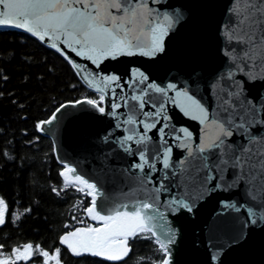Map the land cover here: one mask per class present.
I'll use <instances>...</instances> for the list:
<instances>
[{
	"label": "snow or ice",
	"instance_id": "1",
	"mask_svg": "<svg viewBox=\"0 0 264 264\" xmlns=\"http://www.w3.org/2000/svg\"><path fill=\"white\" fill-rule=\"evenodd\" d=\"M240 2L237 0V4ZM152 3L159 4L161 9L172 7L160 0H0V25L16 27L35 37L41 45L63 57L85 84L100 93L98 98L85 97L69 104H86L101 115L113 117L124 107L133 113L138 111L135 118L129 115L122 122L139 125L141 130L130 129L132 134L117 141L124 153L133 158L130 168L123 170L132 173L124 177L129 187L136 185L128 195L129 204L114 205L105 210L98 203L97 183L77 174V169L66 163L59 173L63 189H52L59 195L60 191L72 186L91 198L90 206L84 212L95 226L78 227L59 236L60 245L76 257L92 256L111 264H126V258L135 251V242L147 240L153 241L164 253L159 264H171L170 246L175 243L179 229L171 227L168 216L182 212L195 214L201 197L205 194L210 197L214 189L227 183L225 174L232 177V186L249 184L253 189L250 198L258 200L264 207V136L260 135L264 131V101H260L258 108L259 96L250 100L251 93L244 94L248 80L264 81V76L247 73L237 81L235 73L228 72L232 84L221 98L220 115L210 121L216 134L209 139L206 128L205 137L194 144L193 133L187 128H181V135L174 136L170 143L167 131L170 124L165 123L171 121L168 101L178 106L185 116L202 124L208 123V109L189 93L188 88L178 87L173 82L161 86L139 69L133 70L127 80L117 74L99 75L98 70L106 59L136 54L156 57L165 53V38L186 21V15L181 9L161 13L149 6ZM243 4L242 11L239 8L231 10L234 19L231 20L232 28L226 33L239 49L232 57L234 62L243 65L241 68L234 64L239 72L249 67V61L264 65V0H243ZM161 16L163 24L159 22ZM72 54L88 64L81 65ZM137 73L138 79L135 78ZM110 85L114 87L105 94ZM170 91L175 96H170ZM156 93L159 98L153 102ZM66 106L61 104L48 119L39 121L36 128L44 131V126L56 121L57 113ZM172 131L175 132V128ZM237 133L244 143L236 144L230 139ZM110 135L102 139L107 142ZM154 138L159 143H154ZM174 147L184 150L187 156L173 159ZM181 188L183 195L172 194ZM162 195L168 198L161 200ZM224 206L237 212L243 207L234 203ZM29 211L25 209L26 213ZM7 213L8 205L0 197V226H6ZM247 217V222L252 225L264 222V211L258 212L249 206ZM15 218L19 219V216ZM243 228L241 225V230L229 236V247L246 241ZM157 229L160 235H157ZM4 248L5 245L0 243V264H31L35 256L41 257L43 264H49V261L61 264L59 247L52 253L31 243L14 247L9 253ZM224 248L223 244L219 245L220 251L209 256V264H222Z\"/></svg>",
	"mask_w": 264,
	"mask_h": 264
},
{
	"label": "water",
	"instance_id": "2",
	"mask_svg": "<svg viewBox=\"0 0 264 264\" xmlns=\"http://www.w3.org/2000/svg\"><path fill=\"white\" fill-rule=\"evenodd\" d=\"M160 2L172 7L161 9L156 3L149 6L157 8L161 13L181 9L186 15V21L165 38V53L156 57L136 54L106 59L98 70L99 75L117 74L127 80L133 70L139 69L148 75L152 82L161 86L173 82L178 87L188 88L189 93L208 109V123L202 124L199 120L185 116L171 101L167 102L171 121L165 123L170 124V128L167 129L170 143L174 136L181 135V128H187L193 133L194 144H198L205 137L206 128L209 139L214 138L216 134L217 130L210 125V121L220 115L221 98L224 91L232 84L228 79V72L235 73L236 80L240 81L247 73L264 76V65L249 61V67L243 72L237 71L234 66L238 64L243 68L239 61L234 62L232 59L239 49L227 38L226 33L232 28L231 20L234 19L231 10L239 8L242 11L243 0L239 4L237 0H160ZM159 22L164 23L163 16L160 17ZM4 29L25 32L13 26L0 25V30ZM72 56L81 65L88 64L74 54ZM89 68L92 69L93 66L89 64ZM72 69L86 87L97 92L95 88L85 84L77 71L73 67ZM135 78H139L138 73ZM100 87H103V84ZM112 87L114 86L110 85L105 94ZM116 91L119 93L120 90L117 88ZM126 91L131 94L130 90ZM249 92L250 100L259 96L256 102V107L259 108L260 101H264V81L248 80L244 85V94L248 95ZM168 94L175 96L171 91ZM158 98L159 94H154L153 102ZM64 104L67 106L57 113V120L51 125L44 126V131L39 130L51 139L57 162L62 166L66 163L75 167L77 174L89 179L90 182L97 183L98 203L105 210L114 205L129 204L128 195L136 185L129 187L124 177L132 173L123 170L130 168L133 158L124 153L117 141L132 134L130 129L136 132L141 130L139 125L122 122L129 115L135 118L138 111L133 113L128 107H124L120 110V114L113 117L101 115L86 104L71 105L69 102ZM259 118L258 115L257 119ZM117 124H120V127H116ZM172 128H175V132ZM107 134L111 135L105 142L102 138ZM260 135L264 136V131H261ZM230 139H234L236 144L244 143L239 133ZM153 142L159 143L155 138ZM186 156L184 150L174 147L173 159ZM224 179L227 183L220 189H214L210 197L205 194L197 201L195 214L182 212L168 216L171 227L179 229L175 243L170 246L171 264H209V256L220 251L221 244L225 246L221 253L222 264H264V222L255 225L247 222L249 206L258 212L264 211V207L260 206L258 200L253 201L250 198L249 193L253 189L249 184L232 186V177L227 174L224 175ZM101 194L102 199H100ZM172 194L183 195L184 189L174 190ZM167 198V195L161 196V200ZM90 203L91 198L87 207ZM227 203L243 207L237 212L235 209L226 208L224 205ZM102 214L106 213L102 212ZM241 225H244L242 231L247 234L246 241L239 246L229 247V236L234 231L241 230ZM79 227H84V224ZM74 229L75 227L71 230ZM157 235H160L158 229ZM160 238L164 239L163 236Z\"/></svg>",
	"mask_w": 264,
	"mask_h": 264
},
{
	"label": "trees",
	"instance_id": "3",
	"mask_svg": "<svg viewBox=\"0 0 264 264\" xmlns=\"http://www.w3.org/2000/svg\"><path fill=\"white\" fill-rule=\"evenodd\" d=\"M0 93V197L8 205L6 226H0L4 251L31 243L50 253L59 247L61 264H111L76 257L60 245L65 231L90 223L84 212L89 200L72 186L59 195L52 191L63 189V166L51 139L36 128L61 104L100 93L86 87L54 50L27 32L11 29L0 30ZM133 247L126 264H159L164 258L153 241L137 240ZM31 264H43V259L35 256Z\"/></svg>",
	"mask_w": 264,
	"mask_h": 264
},
{
	"label": "rangeland",
	"instance_id": "4",
	"mask_svg": "<svg viewBox=\"0 0 264 264\" xmlns=\"http://www.w3.org/2000/svg\"><path fill=\"white\" fill-rule=\"evenodd\" d=\"M88 224H91V223H88ZM51 264H54V261H52Z\"/></svg>",
	"mask_w": 264,
	"mask_h": 264
},
{
	"label": "built area",
	"instance_id": "5",
	"mask_svg": "<svg viewBox=\"0 0 264 264\" xmlns=\"http://www.w3.org/2000/svg\"><path fill=\"white\" fill-rule=\"evenodd\" d=\"M87 196V195H86ZM88 197V200L90 201V197L89 196H87Z\"/></svg>",
	"mask_w": 264,
	"mask_h": 264
}]
</instances>
